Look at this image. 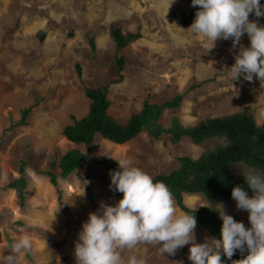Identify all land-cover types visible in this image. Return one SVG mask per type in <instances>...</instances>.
Instances as JSON below:
<instances>
[{
  "label": "rangeland",
  "instance_id": "1",
  "mask_svg": "<svg viewBox=\"0 0 264 264\" xmlns=\"http://www.w3.org/2000/svg\"><path fill=\"white\" fill-rule=\"evenodd\" d=\"M170 3L0 0V264H8L10 246L25 235L30 237L32 249L17 264H39L45 241L60 264H76L75 243L89 214L99 215L102 205L115 206L123 198L110 188L111 172L98 163L101 158L129 157L154 177L177 169L179 157L198 159L203 152L224 144L222 139H208L200 145L185 139L172 145L168 137L154 141L146 133L121 146L98 139V151L79 171L67 179L59 177L63 211L43 173L51 161L78 148L67 143L62 129L72 115L81 118L87 113L84 86L109 85L108 114L121 125L141 110L147 96L150 102L162 103L176 95H182L183 102L177 111L162 115L161 124L166 128L174 117L187 127L245 109L258 125L264 122V83L255 76L249 82L244 74L235 80L227 70L235 64L240 46L250 45L247 35L235 48L225 47L221 40L212 48L210 41L181 30L188 29L180 23L190 11L188 0H176L169 8ZM249 20L255 19L250 15ZM111 23H118L123 32H140L142 37L117 54L109 37ZM39 32L45 33L43 41ZM89 40L94 41V50ZM115 57H122L125 66L122 82L111 84L117 79ZM29 107L27 126H16L20 112ZM20 169L27 182L23 206L9 186L20 177ZM248 170L242 164L231 168L237 176ZM184 203L191 209L208 206L201 195H185ZM216 209L219 218L220 205ZM223 209L237 222L250 224L248 213L238 210L236 204L223 205ZM181 213L177 207V214ZM195 239L203 243L213 238L197 224ZM189 247L164 257L155 245H138L121 250V255L125 261L135 255L146 264H192Z\"/></svg>",
  "mask_w": 264,
  "mask_h": 264
},
{
  "label": "clouds",
  "instance_id": "2",
  "mask_svg": "<svg viewBox=\"0 0 264 264\" xmlns=\"http://www.w3.org/2000/svg\"><path fill=\"white\" fill-rule=\"evenodd\" d=\"M175 2L171 0L169 8ZM191 6L199 8L195 19L187 30L180 29L210 41L212 48L218 40L229 39L235 48L246 34L250 45L240 46L235 64L227 69L228 74L234 75L235 80L244 74L249 82L255 76L264 83V25L258 23V18L264 17V7L260 0H191ZM250 14L257 19L250 21ZM116 163L119 170L110 173V188L122 193L123 198L115 206L102 205L99 215L89 214L75 243L76 264H146L135 255L125 261L121 250L148 244L155 245L164 257L165 254L174 256L189 245L188 259L192 264H225L222 256L232 260L237 252L244 258L232 264H264V170L249 168L246 174L241 173L252 196L239 185L231 191L236 208L248 213L250 227L226 214L220 204V238L196 243V217L189 213L177 214L168 186L154 182L129 157H122ZM10 247L8 264H17L19 257L31 251L32 242L25 235ZM54 260L60 264L59 256L45 241V254L39 264H53Z\"/></svg>",
  "mask_w": 264,
  "mask_h": 264
},
{
  "label": "trees",
  "instance_id": "3",
  "mask_svg": "<svg viewBox=\"0 0 264 264\" xmlns=\"http://www.w3.org/2000/svg\"><path fill=\"white\" fill-rule=\"evenodd\" d=\"M190 11L182 16L180 23L183 27L189 28L195 19L198 7L191 6L188 0ZM263 7V1L260 0ZM255 20L254 14H250ZM258 23L264 25V17L258 18ZM109 37L118 54L128 45L141 39L140 32H123L118 23H111L109 26ZM38 38L43 41L44 32L38 33ZM225 47H231L232 40H221ZM91 49H95L93 40H89ZM117 67V79L111 84L122 82L125 61L122 57H115ZM77 68L78 79L81 80V70ZM109 85L99 88L84 86V96L88 101L87 114L77 119L71 116V123L64 126L62 136L67 143L77 145L65 152L58 161H51L49 170L44 171L48 181L57 193V202L61 209L66 211L62 191L59 188V177L67 179L93 157L98 151L96 141L98 139L108 141L114 145H125L146 133L154 141H161L168 137L172 145L179 144L185 139L196 145H200L208 139H222L224 144L217 145L212 150L202 153L198 159L190 156L178 158V168L167 174H159L153 177L154 182H164L173 194L175 204L183 213L194 214L197 224L202 227L212 238H220L222 220L218 218L216 209L220 204H236L231 198L233 187L239 185L252 196L253 193L247 188L244 177L237 176L231 172V168L242 164L246 168L264 170V122L258 125L248 110L234 113L232 115L202 120L194 125L184 127L178 118L171 120L168 128L161 124L162 115L177 111L183 102L182 95H176L172 99L162 103L150 102L147 96L138 113L130 114L124 125L119 124L109 113L111 102L108 99ZM32 107L22 110L20 120L16 126H27V119ZM107 171H118L119 167L114 158L103 157L98 160ZM58 170L59 174L55 171ZM20 169V177L9 184L10 188L17 192L20 206L25 201L27 182ZM185 195H201L208 203L207 207L198 209L188 208L184 203ZM246 212V211H244ZM247 213V212H246ZM246 228L250 224L245 225ZM247 253H245L246 255ZM237 252L231 261L243 259ZM226 262L227 258L222 256Z\"/></svg>",
  "mask_w": 264,
  "mask_h": 264
},
{
  "label": "crops",
  "instance_id": "4",
  "mask_svg": "<svg viewBox=\"0 0 264 264\" xmlns=\"http://www.w3.org/2000/svg\"><path fill=\"white\" fill-rule=\"evenodd\" d=\"M262 1H263V5H264V0H262ZM86 100H87V99H86ZM87 111H88V110H87ZM109 112H110V108H109ZM86 114H87V113H86ZM86 114H85V115H86ZM85 115H84V116H85ZM72 116H74V115H72ZM84 116H83V117H84ZM74 117H76V116H74ZM76 118H77V117H76ZM81 118H82V117H81ZM77 119H80V118H77ZM70 123H71V119H70ZM70 123H68V124H70ZM125 123H126V122H125ZM68 124H66V125H68ZM66 125H65V126H66ZM102 141H105V140H102ZM106 142H108V141H106ZM109 143H110V142H109ZM111 144H112V143H111Z\"/></svg>",
  "mask_w": 264,
  "mask_h": 264
}]
</instances>
